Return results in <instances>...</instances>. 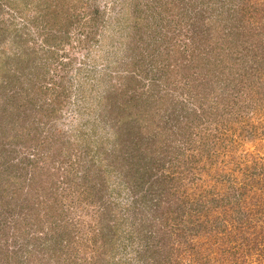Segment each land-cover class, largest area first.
Here are the masks:
<instances>
[{
	"label": "rangeland",
	"instance_id": "rangeland-1",
	"mask_svg": "<svg viewBox=\"0 0 264 264\" xmlns=\"http://www.w3.org/2000/svg\"><path fill=\"white\" fill-rule=\"evenodd\" d=\"M74 1L78 6L68 5L69 21L76 13L87 16L97 9L105 13L100 12L93 27L84 23L70 25L69 39L61 42L57 59L47 61L44 58L48 52L38 33L30 40L40 50L35 54L36 57L40 55L37 66L42 62L47 64L42 69L48 68L45 70L46 84L56 85L61 106L54 103V99L59 101L56 93L36 94L32 79L38 69L26 74L24 87L27 89H23L18 99L15 96L17 103L13 109L12 104L8 105V116L3 115L5 95L0 94V126L3 127L0 129V158L6 157L9 162L0 178V247L9 254L15 249L21 253V257L13 254L10 264H264V198L258 201L253 198L246 206L238 208L233 206L236 203L230 205L227 201L213 200L216 196L211 192L216 185L220 187L218 175L221 172L235 173L239 180L234 181V188L244 184V174L238 164L251 163L260 156L264 163V0H184L183 5L175 4L179 0H88L90 6L87 0ZM209 1L215 7H225L223 16L244 22L248 29L247 44L253 49L236 64L225 66L223 72V65L217 58L219 54L226 58L225 54L219 48H209L215 43L222 44L219 35L225 27L217 26L222 14L210 7L203 12L205 17L194 16ZM137 7L142 15L141 23L136 21ZM232 11L234 15L229 13ZM241 12L246 14L239 16ZM15 20L17 29L23 26V18ZM212 26L220 30L216 36L210 33ZM91 30L96 32L92 34L97 37L94 41L88 36ZM5 35L6 49L13 53L17 50L15 44L20 31L17 33L12 26ZM28 35L26 32L23 36ZM175 44H178L176 48ZM193 45L202 47L203 53L194 49L192 52ZM171 55H177V62L169 60ZM193 57L190 63L188 60ZM169 63H176V69ZM132 73L140 75L141 81L131 80ZM154 76L159 77L156 82L161 84V89L157 87L159 93L155 89L157 96L168 89L176 94L199 89L197 86L201 83L211 89L222 116L211 124L208 116L201 118L203 122L198 127L204 129L209 125L214 131L216 128L224 130L229 137V148L222 149V156L209 157L207 151L204 152L202 161L197 163L207 167H202V172L196 170L198 186H193L189 177L173 181L171 176L176 175L175 170L167 162L166 149L159 148L164 142L162 137L157 135V130L155 136L149 137L154 121L157 120V129L165 118L164 111L158 116L155 113L151 124L147 125L146 120V128H143L146 132L140 141L141 155L147 160L154 159V170L147 184L138 187V204H135L133 191L123 183V146L128 142L123 137V121L116 124L115 117L123 116L124 99L147 88L144 85ZM188 83L195 86L190 87ZM65 87L67 91L63 90ZM226 93L237 101L232 108L231 101L223 100L235 116L222 114L225 108L221 98ZM21 97L24 101H20ZM19 103L25 105L21 110ZM45 104L49 107L58 104L59 111L52 113L45 107V111L40 110ZM231 138L234 139V154ZM209 145H214V141ZM36 153H41L40 158L44 160L41 161ZM81 159L84 165L93 168L91 173L98 172L93 175L97 188L91 193L72 185L74 180L76 183L79 180ZM223 159L228 160L226 166L222 164ZM15 163L27 167L21 170L19 177V184L25 189L30 185L36 187L40 177L46 179L47 185L53 180L54 187L50 186L49 192L51 197L60 200L54 206L55 211L44 213L40 195L31 187L32 194L27 192L26 199L35 202L22 203L21 191L10 183L12 178L7 179L16 173ZM37 165L48 168L32 181L34 173L28 171V167ZM49 170L50 175L47 174ZM262 183L253 185L256 196L261 193L264 196ZM69 185L72 187L68 188ZM149 186L151 192L147 191ZM233 188L232 183L221 186L227 197L238 191ZM149 193L150 200L141 201ZM38 203L42 205L40 209H36ZM110 203L114 208H110ZM212 203L217 206L208 212L207 205ZM250 209L252 216L245 217L244 222L237 221ZM118 215L129 220L123 221L115 231ZM65 221L71 230L64 229L61 243L54 246L49 237L56 235L58 229L62 231L58 225ZM225 226L229 228L226 230ZM126 232L131 234L127 236ZM150 233L152 237L148 236ZM109 235L112 239L107 242ZM41 238H46L47 245L40 249L38 246L37 250L32 243H39ZM147 241L151 247H146ZM99 255L102 260L97 258ZM2 263L7 261L2 260Z\"/></svg>",
	"mask_w": 264,
	"mask_h": 264
},
{
	"label": "trees",
	"instance_id": "trees-1",
	"mask_svg": "<svg viewBox=\"0 0 264 264\" xmlns=\"http://www.w3.org/2000/svg\"><path fill=\"white\" fill-rule=\"evenodd\" d=\"M80 2H83V0H79ZM88 1V0H87ZM184 0H179L175 4H182ZM74 2V3H73ZM76 1H67V0H0V94L5 95V105H4V110L5 112L3 113L4 116H8V105L12 104L11 108L13 109V106L17 103L14 101L15 96L16 99H18V95H21L24 93L23 89H27V87H24L25 82V77L26 74L36 71L38 69V73L36 76L32 79L35 80L34 83V88L37 89L36 94L40 96L42 95H53L56 93V96L58 94L59 96V101L57 99H54V103L58 102L61 106V97L59 94V90H57L54 87H50L46 84L47 82V77L45 76V70L47 71L48 68L45 67L44 71L42 70L44 66H47L45 63H40L38 66V59L40 58V55L38 57L35 56V54H39L40 50L35 47L34 43L30 42L33 38H35V34H39L40 37H42L43 40V48L46 46V51L48 52L47 56H44V58L49 61L52 59H57V53L59 50V46L61 42H64V38L67 40L69 39V29L68 27L70 25L79 24V23H84L86 25H89L93 27L95 26V20L97 21V16L99 17L100 12L105 13V10L100 11L99 9L95 10V13L88 14H80L76 13L73 15L72 21H69L70 16H69V11L70 7L68 5H71V7L74 8L78 6ZM89 4V1H88ZM87 4V5H88ZM225 6L227 3H224ZM86 5V6H87ZM90 6V4H89ZM192 5H190L191 7ZM215 7L214 5L211 4V2H205L204 3V8L198 9L195 13L194 16H201L205 17V14L203 12H206V10H209V8ZM179 8V7H178ZM225 7H215L213 8L214 10H217L218 13H221L222 16L220 18V22L217 24L219 27H225V31H222L220 33V42L222 44L215 43L211 45L212 47L209 48H219L221 49L222 54H225L226 58L221 57L219 54L217 61L220 64L221 62V72L225 70V66H227L229 63L231 64H236L239 59L245 58L246 55L248 56L249 53L253 50L251 45L249 43L247 44V36H248V29H246L245 24L243 21H235L236 17H225L223 16V11ZM140 8L137 7L136 11L137 13V22L141 23L140 18L142 19V15L140 13ZM234 11V10H233ZM229 12L230 14L234 15V12ZM240 11V10H238ZM249 11V10H247ZM240 14H246V12H241ZM236 16V15H235ZM155 16H153L154 18ZM191 17V16H190ZM17 18H23L24 19V24L23 26L19 27L17 29L16 27V21L15 19ZM83 19H88L87 21H82ZM72 22V23H71ZM105 21H103L104 23ZM15 28L17 30V33L20 31V38L16 42L15 47H17V50L14 51L13 53L7 51L5 41H6V33L10 31V29ZM138 26V25H137ZM136 26V27H137ZM29 28H32L30 30ZM246 29V30H245ZM28 30V31H27ZM207 30V29H205ZM219 28L216 26H212L210 28V33L212 36H216L219 33ZM28 32V36L24 37L25 33ZM90 33V34H89ZM87 35L91 38L92 41L97 39L95 35L92 37V34H95L96 32L91 30ZM242 35H245L244 39L241 37ZM194 41V40H193ZM199 45L202 46V43H198ZM187 48H189V44H186ZM192 43L190 44L191 47ZM178 46V44H175V48ZM197 46V44H196ZM193 49L195 51H198L200 53H203V49L201 47L196 48L194 45L192 47V52ZM244 50V51H242ZM193 55V54H192ZM191 55V57H192ZM177 56V55H176ZM176 56L171 55V58H169L170 61H176ZM174 57V58H173ZM35 63L33 65V60H35ZM194 60L193 58H190L188 61ZM177 62V61H176ZM176 63H169V65L173 68L176 69L177 66H175ZM168 65V66H169ZM186 67H188L185 64ZM35 69V70H34ZM159 70V69H158ZM160 71V70H159ZM215 74V73H214ZM130 77L132 78L135 83L138 81H141V76L137 74H130ZM205 78V77H204ZM159 77L156 78V76L150 78V82L147 83L144 86H148L147 88H144L142 91H135L129 98L124 99L123 101V116H116V121L115 123L119 122L120 124L123 121V137L125 136L124 140H127L126 147L125 145L123 146V150L125 153H123V183L126 184V186L130 187L131 190L133 191V199L134 203L138 204V198L137 192H138V187L146 185V180L147 178H151L153 172V161L154 159H146L145 157H142L141 153V144L140 141L143 138V133L146 132L144 131L143 128H146V120H147V125L151 124L153 122V115L156 113L158 116L161 111H164V117L162 116V122L160 124V127L156 129L157 124L155 125V122L152 124L151 130L150 131V136H155L156 130H157V135L160 136L161 140L164 141L163 143L159 144V148L166 149V159L168 164L173 168L172 170H175L176 175H172L171 179L174 181L175 179H182V178H190V183L196 187L198 182H195L197 179V171L202 172L203 168L202 167H207V165L203 166H198L200 160L202 161V155L204 154L205 151H207L208 156L211 157L213 154L216 156H219L223 154L221 153L223 148H229L228 145V138L225 136L224 130H221L220 128H216L215 131L213 130V127H206L202 129L201 127H198L203 120L201 118H204L206 116L207 119L209 120V124H211L213 120L217 119L219 116H222L221 114L219 115L218 112V106H217V99L216 97H212L213 95L211 94L212 92L210 91L211 89H206L207 87H204V83H201L200 85L197 86L199 89H194L191 88L189 90L184 91L181 94H176L174 93L173 90H169L159 96H157V93L155 92V89H161V84L158 81ZM205 79H208L207 77ZM214 79H216V76H214ZM216 81V80H215ZM156 82V83H155ZM206 83V82H205ZM207 83H211V81H207ZM27 85H29L27 81ZM32 85V83H31ZM22 86L23 88H20ZM188 86L194 87L195 84L188 83ZM29 87V86H28ZM20 89L23 90V92L20 91ZM13 90V92H12ZM64 91H67L66 87L63 88ZM152 91L154 94H152ZM158 91V90H157ZM46 93V94H44ZM159 93V91H158ZM225 93H223L224 95ZM264 95V94H263ZM237 98V97H236ZM222 102L223 100H228L231 101L230 104L232 105V108H234L235 105H237V101L233 99V96H231L229 93H226L224 97L221 98ZM22 97L20 98V101H22ZM24 101V100H23ZM50 101V100H49ZM224 110H222V114L224 117L227 115L235 116L234 113H231L233 111L230 109V106L227 103H222ZM49 104V103H48ZM48 104H45V106L40 107V110L45 107V109L50 110L52 113H56L59 111L58 109V104L57 105H52L48 106ZM24 104H18V109L21 110ZM51 105V104H50ZM25 106V105H24ZM144 106H147L148 108L144 109ZM217 106V107H216ZM24 108V107H23ZM43 109V111H45ZM37 111V110H36ZM241 113L243 111H240ZM114 113V111H113ZM223 117V118H224ZM218 120V119H217ZM199 122V123H198ZM154 127V128H153ZM122 128V127H121ZM0 129L3 130V127L0 126ZM29 130V127H28ZM257 130V128H256ZM149 132V131H148ZM120 133V132H119ZM121 134V133H120ZM117 137H121L119 134L116 135ZM15 137V136H14ZM20 136L18 135L17 138ZM32 139V138H31ZM152 139V137H151ZM233 139V138H231ZM214 141V145H209L211 142ZM231 146V152L234 154V151H232L235 148L234 145V139L232 140ZM125 147V149H124ZM4 149V148H3ZM204 150V151H203ZM225 152V150H224ZM229 152V151H228ZM39 155V158L41 157V153H36ZM32 157V153H30ZM35 154L33 153V157ZM255 156V155H254ZM30 157V156H29ZM94 157V153L92 155ZM91 157V158H92ZM21 158V157H20ZM93 159V158H92ZM262 159V160H261ZM41 161L44 160V157L41 159ZM86 161V160H85ZM8 159L5 158H0V178L3 176L2 172H5L4 167L7 166L8 164ZM85 162L83 159L79 160V165L81 167V173L79 177L78 182L76 183L74 180V186H78V189H83L87 190L88 192H92V190H95L97 188L96 181L93 175L98 174V172H93V168L90 169L88 165H84ZM228 163V160L223 159L222 164L226 166ZM249 164V165H248ZM52 166V165H51ZM237 166H241L239 169L242 170V173L244 174V184H240L237 187L233 186L236 184L234 181H238L239 178L235 175V173L231 172H221L220 175H218V180H219V186L217 185L212 189V193L215 194V198L213 200L217 201L220 200L221 202L227 201L226 204L233 205L236 203V206L238 208H241L239 205L246 206L248 202H250L253 198H257L258 200H262L264 198L263 193L261 195L256 194V190L254 189L253 185L255 183H258L262 185L264 182V163H263V157L260 156L259 158H255V161L251 160V163H240ZM15 167L18 171L14 173V175L9 177L7 176V179L10 181L12 178V181H10L11 184H14L13 186L21 191V197H23V202L24 204L28 203H34L35 201H30L26 199L27 192L32 194V191L30 190L31 188H34V192L37 195H40V203H42L43 208L41 210H44V213H48L49 210L55 211L56 207L55 204L59 203V198L58 197H51L52 195L50 194V186L53 188L54 186L52 185L53 180H50L51 185H47L46 179L41 180L40 177V183H35L37 186L32 187V185L27 186V189H25V186H23L20 183V172L21 170L27 169V167H23L20 163H15ZM55 167V166H53ZM109 167V166H108ZM113 167V165H112ZM48 167L37 165L35 167H28V171H33V177L32 181H36V178L39 177L40 173L45 172ZM56 168V167H55ZM111 168V167H110ZM149 169V170H148ZM68 172L67 169L64 168ZM154 170V169H153ZM219 170V169H218ZM96 171V170H95ZM222 171V170H221ZM179 172V174H178ZM22 173V172H21ZM45 174V173H44ZM48 175L52 174L51 170L48 171ZM193 177V180L191 179V176ZM30 178V179H31ZM77 180V178H76ZM26 181H24L25 183ZM46 182V183H45ZM67 182V181H66ZM231 184L232 183V188L234 191L238 190L233 194V196L227 197V194L222 193L223 190H221L222 185L226 184ZM34 184V185H35ZM153 185L155 183H152ZM198 186V185H197ZM72 186L69 185L68 188H71ZM147 191L151 192L152 188L151 186L147 187ZM26 193H23V192ZM49 193V194H48ZM70 193V191H68ZM151 195V193L148 194L147 197L141 198V201H148L150 200L148 197ZM225 195V196H224ZM31 205V209H33V205L29 204V208ZM41 204L38 203V208L40 209ZM3 206V204H2ZM111 206L114 208V205L110 203V208ZM216 204H210L207 205V211H213L215 210ZM81 208V207H79ZM228 209V208H226ZM252 209L247 211L248 214L246 216L241 217L237 221L239 222H244L245 217L247 216H252ZM19 212H22L21 210ZM32 212V211H31ZM142 212V211H141ZM34 213V212H32ZM37 215L36 213H34ZM262 214H264V209L262 211ZM51 216V215H50ZM17 219V218H16ZM117 223L115 222L114 230L116 231L117 226H119L123 221H128L129 218H125V216H117ZM264 221V219H263ZM1 223V222H0ZM69 223L68 221H65L63 225H58L62 228V231L57 230L56 235H51L49 237V240H51L55 245L58 243H61V240L63 238L64 229H69L68 227ZM18 225L17 227H19ZM112 226V225H111ZM242 226V225H238ZM262 226V225H260ZM59 227V228H60ZM44 229V227L42 226ZM42 228L40 227L39 230L41 231ZM110 228V227H109ZM229 228V227H227ZM226 226L225 229L227 230ZM104 230V229H102ZM104 233V231H103ZM109 234H111L108 231ZM131 233L126 232V235H130ZM72 235V234H71ZM111 235H109L106 240L107 242L112 239L110 238ZM123 236H125L123 234ZM149 237H152V233L148 235ZM131 237V236H130ZM70 241V240H69ZM47 240L46 238H41L39 243H32L35 247L38 246L40 248H45L47 245ZM127 246V244H126ZM146 247H151L150 241H147ZM5 248L0 247V258H4L2 260H6L7 263H2V264H10L11 261L14 259V255H18V257H21V253L18 249H15L12 251V254H9ZM11 253V252H10ZM98 259H101V256L97 257ZM1 260V261H2ZM102 260V259H101ZM0 261V262H1ZM10 261V262H8ZM18 261V260H17ZM107 260H105V263ZM15 264V263H14ZM16 264H19L16 262Z\"/></svg>",
	"mask_w": 264,
	"mask_h": 264
}]
</instances>
